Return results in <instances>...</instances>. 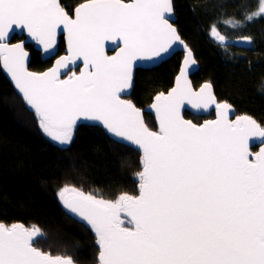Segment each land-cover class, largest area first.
Here are the masks:
<instances>
[{
  "label": "snow or ice",
  "instance_id": "6c2138e0",
  "mask_svg": "<svg viewBox=\"0 0 264 264\" xmlns=\"http://www.w3.org/2000/svg\"><path fill=\"white\" fill-rule=\"evenodd\" d=\"M174 11L173 0H87L72 19L58 0H0V58L53 141L69 145L82 118L142 151L138 195L123 193L110 201L68 187L59 193L64 207L95 233L98 264H264V147L255 153L249 148L252 138L264 143V127L247 116L230 121V106L216 103L208 84L192 91L187 67L171 92L155 98L158 132L145 127L133 104L120 98L131 86L134 61L159 56L180 41L169 22ZM261 17L264 0L244 19ZM224 23L235 28L243 22ZM60 25L68 55L48 72H28V53L22 44L6 42L9 32L26 30L48 52ZM210 34L221 43L226 39L215 25ZM243 39L251 43V37ZM105 41L123 46L108 57ZM185 50V64L195 63L187 45ZM81 57L80 74L61 80L60 69ZM185 102L195 108L216 104L217 119L201 126L184 120ZM39 234L35 226L0 223V264H75L69 256L34 247Z\"/></svg>",
  "mask_w": 264,
  "mask_h": 264
},
{
  "label": "trees",
  "instance_id": "16d2710c",
  "mask_svg": "<svg viewBox=\"0 0 264 264\" xmlns=\"http://www.w3.org/2000/svg\"><path fill=\"white\" fill-rule=\"evenodd\" d=\"M69 1L73 5L68 10H74L78 5L74 3L81 0ZM173 4V25L200 65L191 77L193 86L212 83L218 101L229 103L236 114H246L263 125L264 19H244L246 13L257 11L259 0H173ZM229 18L243 23L232 28L224 23ZM213 25L224 36L249 35L257 44L254 49L232 46L234 54L226 56L227 64L223 58L225 45L210 34ZM198 28L204 33L202 39L196 34ZM26 49L30 70L41 72L51 66L52 60L41 61L31 46ZM63 50L60 39L59 54ZM181 59L176 54L159 67L136 71L130 100L143 111L150 130H156L155 119L145 110L155 95L172 87ZM229 65L234 71L231 83L226 80ZM184 117L195 123L202 121L187 112ZM140 158L139 151L86 124L73 129L69 145L53 141L20 99L0 62V223L39 228L34 247L52 256H69L75 264H98L95 233L64 209L59 192L74 188L110 201L123 193L137 195Z\"/></svg>",
  "mask_w": 264,
  "mask_h": 264
},
{
  "label": "water",
  "instance_id": "95a60500",
  "mask_svg": "<svg viewBox=\"0 0 264 264\" xmlns=\"http://www.w3.org/2000/svg\"><path fill=\"white\" fill-rule=\"evenodd\" d=\"M86 2H83V3H86ZM123 2L130 3L131 0H123ZM58 3H59V0H58ZM80 5L76 6L75 9L77 7H79ZM75 9L73 11V17H71L67 13L69 15V17L72 18V19L75 18ZM174 20L175 19H174V16L173 15L171 17H169V22L170 23L173 24ZM14 36H16L18 38H22V39L19 40V41H17V42L10 43L11 38H13ZM60 39H62L63 44H64V50H63V53H61V54H59V43H60ZM180 41H183V43H181ZM180 41H175L174 44L172 45V47L169 49V51L162 52L159 56H154L151 59H143V60L134 61L133 62V66H132L133 79H132L131 86L129 88L124 89V91H122L119 94L120 95V98L122 100H127V101L131 102L133 104V106L139 111V113H140V119L142 120L144 126L148 128V126L146 125L145 120H144L143 111L141 109H139L130 100V97L132 95L133 88H134V80H135L136 71L137 70H151L153 68L159 67L161 64H163L164 62L168 61L169 59H171L176 54H180L182 56V59H181V62H180V66H179L178 72H177V74H176V76L174 78V82H173L172 87L167 92H161V93H163L164 95H167L169 92H171L172 89H174L177 86V77L180 75L181 68L182 67H187V70H188L187 71V83H188V85H190V87H191V89H192L193 92H196V93L200 92V90L203 88V86L205 84H208L210 86V88H211L212 95L215 97L216 103H218V104H225L226 103V104H228L230 106L229 107V110H228V119L230 121L235 122L237 120V118L247 116L246 114H236V110L229 103H227L225 101H218V99H217V97L215 95L214 87H213L212 83L206 81V82H203L200 86H198L196 88L193 86V84L191 82V77L199 70V66L200 65H199V62L197 61V59L195 58L192 50L189 48V46L186 44V42L181 39V37H180ZM6 42L9 45H15V44H22L23 45L24 51L28 53V56H27V58L24 61V67L27 69L28 72H31V73L40 74V73L48 72L49 70H51L52 68H54L56 66L57 60L61 59L62 57H66L68 55L67 33L65 32V30L63 28V25H60L56 29V44L48 52H45L42 45L38 44L35 40H33L31 37H29L26 30H23V29H20V28H15L14 27V29L9 32V36H8ZM232 44L235 45V46H237V47H244L245 48V47L248 46L249 42L245 41L242 38V39L235 40L234 42H232ZM185 45H187V49L191 51V53H192V59L195 61V63L185 64V61H186V58H187V51L185 50ZM26 46H31L34 51L38 52L41 61H49V60H52L51 66L49 68H47L46 70L41 71V72H36V71L30 70L29 69L30 53H29V50L26 49ZM122 46L123 45L120 44L119 41H116L115 43L112 42V41H105L104 42V54L106 56H108V57H114L120 51V48ZM0 62H1V66H2V68L4 70V72H5L8 80L10 81L12 87L15 89V91L17 92V94L20 97V99L26 104V102L22 98V94L19 93V90L15 87V84H14L12 78H11L10 73L5 69L2 58H0ZM83 68H84V63H83V58L82 57L76 59L74 62L73 61H70L67 64L66 67H63V68L60 69V79L61 80H67L70 77H72L74 74L75 75H79L80 72L83 70ZM161 93H158L157 95H155L153 97L151 103L149 104V106L145 110L146 113L150 114L155 119L156 130H151L153 132H158L159 131V120H158V117H157L156 110H155V108L152 107V105L155 103L156 96H158ZM27 107L32 112H34V114H35V111L33 109H31L28 105H27ZM185 112L189 113L193 117L202 118L203 120L200 123H195L191 119L184 117ZM180 115H181V117L184 120L191 121L193 124H195L197 126H201V125H203L207 121H215L217 119V107H216V104H209L207 107L195 108L191 104H188L187 102H185L184 104H182L180 106ZM247 117H249L252 120H254L253 117H250V116H247ZM84 124L91 125V126H94V127H98L100 129L104 130L105 133L109 137H111L114 141H116L118 143H121V144H124L126 146H129V147H131V148L139 151L141 153V155H142V151L139 149V147L137 145L132 144L130 141L123 140V138H117V137H115L112 133H109L103 127V125L100 124L99 122L86 121V120H84V119L81 118L80 120L77 121V123L73 127V129L75 127L79 126V125H84ZM258 125H260V124H258ZM260 126L261 127H264V124L263 125H260ZM261 147H264V143H261L260 142V138L257 137V138L250 139V141H249L250 151H252L253 153L258 152ZM138 194H139V190H138ZM66 195H69L70 196L71 193H67ZM59 199H60V196H59ZM60 201H61L62 206L64 207V204H63V202H62L61 199H60ZM64 209L69 214H71L72 216L76 217L77 219H79L83 223L87 224V222L86 221H83L82 218L78 217L75 213H72L70 211V209H67L66 207H64ZM121 217L127 223V221H128L129 218L125 217L123 213H121ZM17 224H19V223H17ZM127 224L129 225L127 227H131L132 226L130 223H127ZM20 225H22V224H20ZM88 226L91 227L90 225H88ZM29 230H31V229H29ZM35 239H36V237L33 240V246H34Z\"/></svg>",
  "mask_w": 264,
  "mask_h": 264
},
{
  "label": "rangeland",
  "instance_id": "374dc122",
  "mask_svg": "<svg viewBox=\"0 0 264 264\" xmlns=\"http://www.w3.org/2000/svg\"><path fill=\"white\" fill-rule=\"evenodd\" d=\"M259 3H260V0H259ZM259 7V6H258ZM260 19H264V17H261V18H259V19H255V20H260ZM233 28V27H232ZM196 34L198 35V36H201V39L202 38H204V33L202 32V30L201 29H197L196 30ZM226 37V39H225V41L222 43V45H226V50H223V52H224V56L226 57V56H228V57H232V55L234 54V50L232 49V46H234L233 44H232V42H234L235 40H238V39H242V38H244V37H251V44H250V46L251 47H253L254 45L256 46V44H257V42H256V40H254V38L252 37V36H249V35H244V36H240V37H237L235 34H230V35H228V36H225ZM262 40H264V34H263V37L261 38ZM208 42V41H207ZM219 42V41H218ZM221 43V42H220ZM227 44H231L230 46L229 45H227ZM250 46H248V48L247 49H253V48H249ZM225 62H227L226 60H225ZM60 193V192H59ZM86 194V193H85ZM86 195H88V194H86ZM95 197V196H94ZM95 198H97V197H95ZM97 199H101V198H97ZM104 200V199H103ZM122 218V217H121Z\"/></svg>",
  "mask_w": 264,
  "mask_h": 264
},
{
  "label": "flooded vegetation",
  "instance_id": "af4514ba",
  "mask_svg": "<svg viewBox=\"0 0 264 264\" xmlns=\"http://www.w3.org/2000/svg\"><path fill=\"white\" fill-rule=\"evenodd\" d=\"M87 0H81V1H77V2H75L74 3V6H76L77 4L78 5H80V4H82L83 2H86ZM59 4L61 5V7L63 8V9H65L66 10V12L71 16V17H73V11L74 10H68V8L69 7H71L73 4L71 3V1H69V0H59ZM77 5V6H78ZM22 38H18V37H16V36H14L13 38H11V40H10V43H14V42H17V41H19V40H21ZM250 44L251 43H249L248 44V46H250ZM227 45H231V44H227ZM248 46L247 47H245V48H248ZM234 47L235 48H244V47H237V46H235L234 45ZM254 47H255V45L253 46V47H249V48H253L254 49ZM225 50H226V45H225ZM203 120V119H202Z\"/></svg>",
  "mask_w": 264,
  "mask_h": 264
},
{
  "label": "bare ground",
  "instance_id": "6f19581e",
  "mask_svg": "<svg viewBox=\"0 0 264 264\" xmlns=\"http://www.w3.org/2000/svg\"><path fill=\"white\" fill-rule=\"evenodd\" d=\"M223 58H224L225 60H227L225 56H223ZM222 61H223V60H222ZM224 63H225V62H224ZM226 63L228 64V61H227ZM231 68H232V67H231L230 65H229V67L227 68V74L229 75V77H228L226 80H227L228 83L233 82V78H231V77L234 75V71H233Z\"/></svg>",
  "mask_w": 264,
  "mask_h": 264
}]
</instances>
